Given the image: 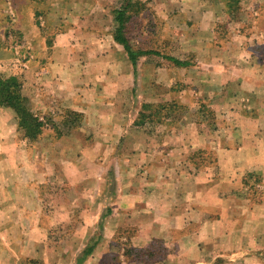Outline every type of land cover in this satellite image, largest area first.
Masks as SVG:
<instances>
[{
	"label": "crops",
	"instance_id": "obj_1",
	"mask_svg": "<svg viewBox=\"0 0 264 264\" xmlns=\"http://www.w3.org/2000/svg\"><path fill=\"white\" fill-rule=\"evenodd\" d=\"M29 1L0 0V43L9 26L39 35L43 53L23 57L19 77L45 128L30 143L13 111L0 108V264H54L55 255L69 264V254L89 246L82 264H264V197L254 201V185H247L254 175L264 191V0L251 2L245 29L227 40L215 33L219 7L200 8L214 15L206 24L191 16L194 23L187 22V7H180L183 53L195 61L187 68L151 65L139 106L128 99L137 72L113 37L112 56L102 54V30L91 33L96 43L88 51L82 22L59 31L45 51L47 32L39 33L32 18L41 9L48 18L50 10ZM13 49L0 44V72L16 58ZM68 59L76 64L62 72ZM85 61L93 66L78 68ZM104 62L111 64L105 72L97 66ZM181 69L188 77L196 70L185 81L201 102L183 103L182 92H170L173 79L167 91L187 108L164 121L150 117L161 94L153 96L147 79ZM203 106L211 115L200 112ZM71 222L78 226L67 229ZM120 231L127 244L119 250Z\"/></svg>",
	"mask_w": 264,
	"mask_h": 264
},
{
	"label": "rangeland",
	"instance_id": "obj_2",
	"mask_svg": "<svg viewBox=\"0 0 264 264\" xmlns=\"http://www.w3.org/2000/svg\"><path fill=\"white\" fill-rule=\"evenodd\" d=\"M42 4L47 3L44 7H48L50 10L49 13V19L44 13L37 15L36 23L39 26V33L46 34V49L45 51H48L51 49L55 36L59 33L61 30H65L69 28L74 27V25H79L82 22L85 23L87 26L86 33L83 35H79L80 38L86 39L87 42V49L89 51V48H93L91 46L93 43H96V39L94 38L93 34L97 33L98 31L102 30V32L99 33V35L104 36V44L101 46L102 54L107 51V55L112 56V49L110 48V40L109 38H112L113 33V18H114V10L119 6L120 0H39ZM142 3H144V10L135 16L133 19H131L126 26V36L128 40L130 41L131 45L134 48L137 49H150L155 48L161 55H169L172 57H177L182 60L187 61H195V56L191 55V51L184 52L183 50L186 49L187 44L186 41H183L184 36L182 32L185 30L183 27H180L181 23L180 16H179V8L187 7V10L183 14L182 18H187V22H193L191 20H188V18L191 16V18L197 19L201 18L203 22L206 24L209 20L213 19L214 15L210 11H203V14L200 12V8H203L205 6H217L219 7L220 11L219 14L222 16V19L217 22V26L215 28V33L217 37L221 40H227V38H230L231 32L233 34L234 31L237 29H245L242 28V24H247L248 21L251 19V16L249 15L248 11L253 10L255 4H252L251 2L253 0H140ZM174 9L173 13L169 12V9ZM6 15V13H5ZM10 15V13L8 14ZM44 15V16H43ZM182 15V14H181ZM11 16V15H10ZM9 17V16H8ZM12 17V16H11ZM16 19L17 17H12V19ZM10 19V18H9ZM11 20V19H10ZM34 18H32V21ZM48 22L46 24H43L44 22ZM22 21V20H21ZM31 21V19L28 20V22ZM223 21V22H222ZM222 22V24H221ZM17 23V21H16ZM194 23V22H193ZM195 23V24H197ZM205 24L202 26V23L198 24L199 29H203L205 27ZM177 29H176V28ZM183 28V30H181ZM176 29V30H175ZM27 29H23V32H26V36L21 32L20 28L11 29L10 26L5 32L4 41H2L0 44L2 46H5V48H14L15 52L17 53L16 58L13 59L5 69H3L0 72V76L2 77H8L10 75H16L18 74L19 77V68L23 65L22 58L23 57H29L30 54L38 58V54L43 53L41 49H43V45H40L38 42L39 35H31L28 34ZM191 31V30H187ZM93 33V34H91ZM179 34V35H178ZM230 34V35H229ZM95 35V34H94ZM9 36H11V39H9ZM108 38V39H105ZM188 40V39H187ZM181 41V43H180ZM64 43V42H63ZM90 43V44H89ZM22 44V45H21ZM67 47V46H66ZM31 53H26V52ZM69 51V50H68ZM33 52V53H32ZM78 53V50L74 51V55ZM92 53V52H91ZM99 53V52H94ZM100 54V53H99ZM88 59L87 53L85 56ZM84 57V58H85ZM163 60V59H162ZM71 60H67L66 62L60 63V67L62 68V72H69L70 67H73L76 63L70 62ZM21 64V65H20ZM80 65L84 69L89 70V66H93L92 62H79ZM108 65L109 69H111V64L109 62L99 63L97 66H99L100 71H104L106 69L105 67ZM151 65H155L156 67L160 68H167L170 63L164 62L159 60V57L154 55H149L143 57L142 60L139 61L138 68H137V77H136V84L134 83V91L128 95V99L132 97V100L134 98L135 103L140 105L139 103L144 100V95L140 93L141 86H144V75H150L152 74V67ZM81 67V68H82ZM107 67V68H108ZM172 68V67H170ZM196 70L192 69L190 70V75L188 77V71L185 72V69H181L179 71L171 72L170 78L166 79V75L168 74H162V72L158 75H154L155 81H149V83L153 84V96L159 95V102L157 104H162V101H165V103H177L180 100L175 98L177 95H172L168 93L169 86H166V82L173 80L175 83L170 88V92H182V101L188 102L189 100H192L193 102H201V100L198 101L197 97V90L195 91V88L190 86V84L187 83L188 78L192 77L195 78L197 76ZM168 75V76H169ZM141 77L143 78L141 82ZM20 78V77H19ZM199 80V77L198 79ZM199 85V84H198ZM197 85V86H198ZM200 87H203L202 85H199ZM121 98L123 100L126 99V94L122 93L120 94ZM137 96V98H136ZM155 104V105H157ZM154 105V106H155ZM177 105V104H176ZM185 105L182 104L179 108L173 109L171 112L173 114H182V112L185 110ZM139 108V107H138ZM187 108V107H186ZM152 109V108H151ZM151 111V110H150ZM67 118L69 120H72L71 115H67ZM75 120V119H74ZM51 121V120H48ZM38 142V141H37ZM57 177V176H56ZM258 177H254V175L248 176L247 179H249V182H247V185H251V183L254 185L253 187L248 190L251 195L253 196L254 201H260L264 197V191L258 188V185L260 184V179ZM59 180V178L57 177ZM58 185V184H57ZM59 185H61L59 183ZM249 194V193H247ZM66 225V224H65ZM78 226L77 222H71L65 227L67 229H73L74 227ZM120 236L118 241V244L115 246L119 247V250L123 248L127 242L126 240V233H122L120 231ZM123 234V236H122ZM61 237H54L55 244L61 245L60 243ZM60 242V243H59ZM61 255H55L54 257V264H61L63 260L60 257ZM68 262L69 264H76L77 257H79V252L71 253L68 255ZM119 258V256H118ZM66 259V255H65ZM119 260V259H118ZM37 262V264H43ZM50 263V262H49ZM35 264V263H31Z\"/></svg>",
	"mask_w": 264,
	"mask_h": 264
},
{
	"label": "trees",
	"instance_id": "obj_3",
	"mask_svg": "<svg viewBox=\"0 0 264 264\" xmlns=\"http://www.w3.org/2000/svg\"><path fill=\"white\" fill-rule=\"evenodd\" d=\"M229 1V0H228ZM15 4V2H14ZM30 6L35 8L44 7L47 3H41L39 0H30L28 2ZM16 6V5H15ZM42 10V9H41ZM144 10V3L140 0H120L119 6L114 10L113 18V33L112 37L115 43L119 44L133 68L134 74L136 75L139 61L142 57L154 55L162 56V61L170 63L169 67L187 68L190 65L189 61H184L179 58H175L169 55H161L157 49H137L134 48L126 36L127 23L135 16L140 14ZM22 14V13H21ZM43 14L41 12H35L33 15L34 21L36 22L37 15ZM21 20L28 16L18 13ZM11 20L7 16L5 24L11 25ZM22 82L16 75H10L8 77L0 76V108H8L13 111L17 122V127L23 132L24 137L30 143H35L39 140L43 133L45 124L40 120L39 116L30 106L29 99L22 94ZM165 102V101H163ZM151 110V116L157 118L159 121H164L171 117V111L179 108L175 103H162L157 104ZM204 107V106H203ZM200 108V112L211 115V111L207 108ZM178 110V109H177ZM146 117V116H145ZM140 118L144 119V116ZM110 210L107 211V215L110 214ZM94 246L86 247L81 255L77 257L76 264H82L84 260L92 253Z\"/></svg>",
	"mask_w": 264,
	"mask_h": 264
}]
</instances>
